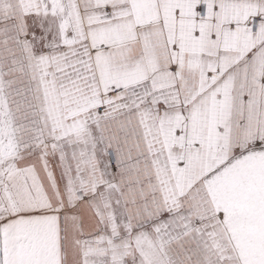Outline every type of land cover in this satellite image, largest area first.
<instances>
[{
    "label": "snow or ice",
    "instance_id": "6c2138e0",
    "mask_svg": "<svg viewBox=\"0 0 264 264\" xmlns=\"http://www.w3.org/2000/svg\"><path fill=\"white\" fill-rule=\"evenodd\" d=\"M0 264H264V0H0Z\"/></svg>",
    "mask_w": 264,
    "mask_h": 264
}]
</instances>
